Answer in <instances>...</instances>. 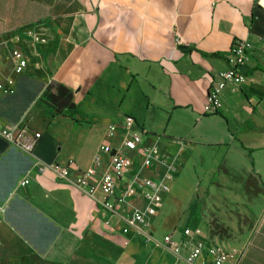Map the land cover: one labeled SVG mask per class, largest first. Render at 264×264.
<instances>
[{
  "label": "crops",
  "instance_id": "crops-1",
  "mask_svg": "<svg viewBox=\"0 0 264 264\" xmlns=\"http://www.w3.org/2000/svg\"><path fill=\"white\" fill-rule=\"evenodd\" d=\"M263 35L264 0H0V81L12 92L26 90L19 79L33 82L32 92L39 84L28 107L39 104L49 117L29 123L24 115L7 120L0 114V120L39 131L34 155L44 163L72 161L65 181L49 170L33 169L29 182L20 185L30 159L0 136V264H187L132 232L121 234L120 222L74 184L96 153L105 161L99 146L114 139H107L104 129L119 125L126 113L88 118L81 109L83 122L75 124L51 115L37 99L48 83L59 82L73 90L81 106L93 79L118 66L131 81L142 83L135 98L156 111L151 122L127 113L134 128L145 131L144 141L155 142L162 156L177 150L174 140L182 142L168 185L182 171L187 175L188 167L195 175L193 185H264ZM236 38L252 45L239 67L246 79L234 90L224 87L217 111L205 114L207 87L226 67L228 47ZM178 45H185L186 52ZM13 50L27 61L20 74L13 70ZM50 136H60L56 151ZM138 159L133 156V169ZM198 167L202 176L197 177ZM142 174L156 175L152 169ZM123 181L118 180L116 193ZM232 191L246 197L242 190ZM246 199L251 224L237 233L229 229L232 240L209 236L206 226L194 236L230 248L236 260L225 264H264V191ZM197 214L204 224L205 217ZM180 227L163 233L189 247L182 230L198 226Z\"/></svg>",
  "mask_w": 264,
  "mask_h": 264
},
{
  "label": "built area",
  "instance_id": "built-area-1",
  "mask_svg": "<svg viewBox=\"0 0 264 264\" xmlns=\"http://www.w3.org/2000/svg\"><path fill=\"white\" fill-rule=\"evenodd\" d=\"M260 40L264 41V35ZM251 48V43L245 39H232L225 58L226 67L217 73L215 80L207 87L202 104L203 113H215L220 105V95L224 87L229 86L234 90L246 79L239 67L246 61ZM12 57L14 72L22 73L27 62L25 56L22 52L13 50ZM0 91L12 92L2 83ZM144 133V130L134 128V119L128 114L122 117L119 125H107L104 136L109 140L114 139V142H102L99 146V152L106 155L105 161H102L100 153H96L92 165L79 171L80 176L74 184L86 195L97 200L103 209L120 222L119 231L123 235L132 232L151 245L182 258L187 264H193L198 257H201L202 264H225L228 261L234 263L236 256L223 242L212 239L206 243L194 238L197 229L192 231L185 227L182 230V235L188 238L189 247L181 240H174L169 233L154 238L147 229L148 217L159 208L158 194L168 191V183L176 169L182 142L174 140L178 145L177 150L170 156H162L155 142L144 141ZM0 136L30 159V168L26 176L19 181L20 185L29 182L28 175L33 169L36 172L49 170L61 181L68 179V169L72 161L47 164L34 155V148L41 136L39 131L26 124L3 123L0 120ZM133 156L139 158L136 169L132 167ZM147 169H152L156 175L142 174V171ZM122 178V189L116 193L118 180ZM97 192L100 197H97ZM185 248L186 253L181 255Z\"/></svg>",
  "mask_w": 264,
  "mask_h": 264
},
{
  "label": "rangeland",
  "instance_id": "rangeland-1",
  "mask_svg": "<svg viewBox=\"0 0 264 264\" xmlns=\"http://www.w3.org/2000/svg\"><path fill=\"white\" fill-rule=\"evenodd\" d=\"M0 83L3 82L0 81ZM18 84L26 90L2 94L0 114L7 120H16L24 115L22 117L29 123H33L34 118H49L41 105L34 104L30 108L28 107L32 98L36 96L33 92L36 93L39 90V84L32 88L33 92L31 91L33 82L23 78L18 80ZM138 87H143L142 83L138 82L137 84L131 81L123 68L109 66L89 85L90 94L82 101L81 109L88 118L96 115L100 117L115 116L116 118L121 114L130 113L139 122H151L156 119V111L152 112L150 108L146 109L143 99L135 98ZM56 122L63 124L59 118ZM39 126L41 131L44 130L45 125L40 124ZM50 139L51 147L56 151L60 146H56V140H59L60 136H56L55 140L53 137ZM200 173L201 169L198 167L196 176H202ZM193 181H195V175H191V170L188 167L187 175L182 171L179 178L169 185L168 191L158 194L159 212L148 217L146 221L147 229L151 228L153 230L151 233H154L157 238L167 234L163 233V230L166 231L167 228L171 230V228L183 225L190 227L197 225L199 228L191 229L192 231L197 229V236L205 226L202 217L195 216L198 212L203 217H212L216 222L223 223L234 233L243 231L244 228L250 226L251 214L248 211V200L242 193H234L228 189L229 185H203L202 182L198 185V181L193 185ZM190 208L193 210V214L191 218L186 219Z\"/></svg>",
  "mask_w": 264,
  "mask_h": 264
},
{
  "label": "trees",
  "instance_id": "trees-1",
  "mask_svg": "<svg viewBox=\"0 0 264 264\" xmlns=\"http://www.w3.org/2000/svg\"><path fill=\"white\" fill-rule=\"evenodd\" d=\"M37 101L47 108L51 115H61L70 118L75 124H82L80 119L83 115L80 102L74 100L73 90L59 82H50L39 95ZM249 182V178L244 179ZM229 185L230 190H240L246 197L255 194L258 190L264 191V185ZM198 214H200L198 212ZM204 225L206 226L209 236H216L221 240H232L229 228L223 223L216 222L212 217H205Z\"/></svg>",
  "mask_w": 264,
  "mask_h": 264
},
{
  "label": "water",
  "instance_id": "water-1",
  "mask_svg": "<svg viewBox=\"0 0 264 264\" xmlns=\"http://www.w3.org/2000/svg\"><path fill=\"white\" fill-rule=\"evenodd\" d=\"M178 49H180L181 52H186V46L185 45H178Z\"/></svg>",
  "mask_w": 264,
  "mask_h": 264
}]
</instances>
